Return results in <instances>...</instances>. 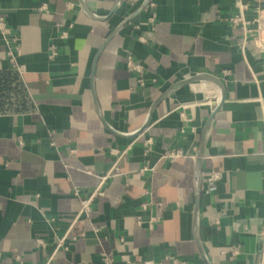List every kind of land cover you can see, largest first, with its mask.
<instances>
[{"label":"crops","instance_id":"0c3cea01","mask_svg":"<svg viewBox=\"0 0 264 264\" xmlns=\"http://www.w3.org/2000/svg\"><path fill=\"white\" fill-rule=\"evenodd\" d=\"M234 2L0 0L21 66L0 37V264H44L68 230L51 264H258L264 79Z\"/></svg>","mask_w":264,"mask_h":264},{"label":"built area","instance_id":"2783aa9c","mask_svg":"<svg viewBox=\"0 0 264 264\" xmlns=\"http://www.w3.org/2000/svg\"><path fill=\"white\" fill-rule=\"evenodd\" d=\"M39 10L45 9V4H40L37 7ZM235 12L229 18V21L233 27H239L242 30L241 39L238 42V49L240 53L246 58L247 52H250L255 56L259 63L261 64V75L262 79H264V0H235L234 2ZM249 13V15H248ZM68 35L67 31L62 32V36L66 37ZM0 37L3 39L8 45V49L6 51V56L9 58L13 66L15 65L17 68L20 69L21 66H17L15 64L16 52L18 51V47L14 46L11 48L10 44H14L17 40L16 34L12 31L9 25L6 23L5 17L0 14ZM15 49L17 50L15 52ZM57 54V48L54 44L50 45L48 58L52 59ZM127 65L141 77L142 66L141 64L135 60L134 58L128 57ZM226 74H228V70H224ZM253 80L256 85L260 81L256 74L252 73ZM140 84H143V80L139 79ZM195 102L183 103L180 104L183 109L192 105H195ZM260 123L262 129H264V102L260 104ZM181 116L184 120L189 121L187 116L183 112H181ZM147 144H151V140H147ZM116 154H118L117 159L112 164L111 168L107 170L104 174L98 177L97 185L89 191L85 197L80 200V208L72 213L68 218L69 228H71L72 224L81 216H88L94 199L102 194L103 187L106 184V181L109 177L114 176L117 174V160L118 158L125 153L126 149L117 151L113 150ZM184 151L181 149H174L167 151L163 157L165 158H177L181 156H186ZM193 156V155H190ZM219 178L218 172H212L207 180L208 182L212 183ZM75 193H78V190H75ZM259 261L258 264H264V226L259 231ZM68 237H69V230L61 236H58L54 241V249L53 251L47 256L44 264H51L55 252L58 249L67 250L68 249ZM44 241L41 238L37 239V243L39 245H43ZM173 262H177V260L171 257ZM103 260L105 262H109L110 258L107 255H103ZM144 264H158L154 260H146L143 262Z\"/></svg>","mask_w":264,"mask_h":264}]
</instances>
